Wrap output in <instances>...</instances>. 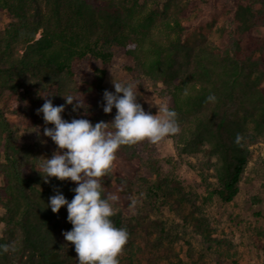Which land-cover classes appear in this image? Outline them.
I'll return each instance as SVG.
<instances>
[{
    "label": "trees",
    "instance_id": "16d2710c",
    "mask_svg": "<svg viewBox=\"0 0 264 264\" xmlns=\"http://www.w3.org/2000/svg\"><path fill=\"white\" fill-rule=\"evenodd\" d=\"M4 9L14 21L0 29V244L11 242L14 250L0 252V264H77L74 245L60 238L72 228L66 207L57 213L47 207L56 191L70 201L76 182L44 181L35 149L15 139L14 119L40 123L43 133L52 125L36 110L41 96L53 95L54 105H65L66 120L111 122L116 111L103 112L104 70L82 63L104 64L116 50L153 87L165 86L166 104L177 114L179 132L170 135L176 151L214 156L213 193L224 202L236 195L249 154L246 127L264 138V0H0ZM218 11L224 16L218 42L201 31L190 42L195 17ZM210 93L215 102L206 100ZM61 95L84 107L73 111L75 101L66 104ZM141 141L121 146L99 178L103 195L117 197L110 219L128 233L131 193L124 184Z\"/></svg>",
    "mask_w": 264,
    "mask_h": 264
},
{
    "label": "rangeland",
    "instance_id": "374dc122",
    "mask_svg": "<svg viewBox=\"0 0 264 264\" xmlns=\"http://www.w3.org/2000/svg\"><path fill=\"white\" fill-rule=\"evenodd\" d=\"M213 17L196 16L195 29L186 34L187 39L194 41L201 31L218 42V26L224 16L218 11ZM11 21L14 18L9 12L0 10V29ZM82 65L102 68V85L109 91H114L113 79L136 82L137 102L146 112L156 114L154 102L166 104L165 86L157 83V88L153 87L120 51H114L104 64L96 60ZM14 123L18 144L32 146L40 162L51 157L54 151L40 123L26 118L14 119ZM245 135L247 162L238 192L228 202L213 193L214 156L202 149L179 153L170 135L156 143L147 139L138 143L139 160L124 184L131 193L128 211L133 226L118 255L119 264H264V138L250 125ZM119 207L123 208V203ZM2 213L0 208V217ZM3 230L0 218V236Z\"/></svg>",
    "mask_w": 264,
    "mask_h": 264
},
{
    "label": "clouds",
    "instance_id": "9594fccd",
    "mask_svg": "<svg viewBox=\"0 0 264 264\" xmlns=\"http://www.w3.org/2000/svg\"><path fill=\"white\" fill-rule=\"evenodd\" d=\"M114 92H103V112H116L111 122L92 123L85 118H62L65 105H54L48 97L41 96L43 104L36 111L42 114L45 125L43 134L57 146L51 157L39 162L41 177L45 182L55 177L76 182L70 189L74 192L69 201L64 194L56 191L50 196L47 207L57 213L62 206L67 210V221L72 228L63 231L65 241L74 245L77 264H119L118 255L128 239L125 227H116L110 219L114 213L115 195H103L99 178L111 169L117 150L123 145H131L147 139L151 143L179 132L176 112L167 104L154 105L156 114L146 112L137 102L136 82H117L112 80ZM122 93V95H121ZM62 96V95H61ZM66 104H73V111L84 107V102L72 95L62 96ZM207 101L215 102L210 93ZM236 135V143L241 141ZM14 250L13 243L0 244V252Z\"/></svg>",
    "mask_w": 264,
    "mask_h": 264
}]
</instances>
